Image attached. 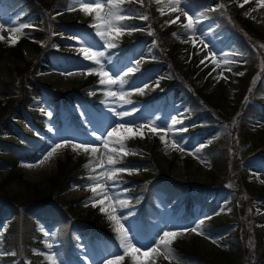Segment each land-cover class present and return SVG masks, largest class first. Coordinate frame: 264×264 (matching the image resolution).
<instances>
[{"label":"rangeland","instance_id":"obj_1","mask_svg":"<svg viewBox=\"0 0 264 264\" xmlns=\"http://www.w3.org/2000/svg\"><path fill=\"white\" fill-rule=\"evenodd\" d=\"M42 2L45 13L50 21L54 22L50 27L46 26L45 16L40 13H28L25 8L21 11L20 7L11 9L0 4V15L4 20L11 18L19 24L28 23L34 26L29 27L27 36L34 45H38V48L34 49V46L25 44L22 48L23 56L19 60L6 57L0 60V157L8 151L7 144L21 145L27 142L31 144L28 136L33 133L41 134L48 140L43 142L32 138L31 145L40 150L38 156L31 160H22L20 165L19 160L13 161L16 168L18 166L16 172L22 176L21 178L12 177L9 173L11 170L1 165L0 158V189L15 199L19 205L9 207L5 202H0L1 209H5L3 219L0 220V263L5 257L15 253L13 249L18 250V257L28 254L25 251L30 250L28 236H19L14 248H7L6 230L12 215L19 213L18 208L25 212L22 215L18 214V217L22 216L23 219V215L28 216L30 211L25 207L33 197L35 189L50 197L49 202L57 207H67L66 211L71 210L75 219L87 224L97 219L110 232L115 233L114 222L109 221L107 215L99 210L100 207H108V201L105 200L103 205L93 207L91 204L93 194L85 187L89 183L86 177L96 175L100 171L97 167L98 160H103L107 166L108 150L100 141L95 140L93 131L97 135L104 133L102 136L104 139L107 131L111 130L115 123L124 122L133 126L135 133L136 125L155 120L157 125L163 126L171 123L170 117H176L182 122L172 126L165 139L170 141L175 136L176 139L182 140L184 152L174 151L171 147L165 149L159 139L165 134L159 130L153 134L145 128L143 137L139 134L121 133L130 135L125 141L127 149L130 150L126 156L129 159L127 167L134 165L131 162L143 165L138 172L133 171L129 175L138 180L170 179L179 185L189 187L190 191L197 194H199L197 187L206 186L201 193L203 198L195 200L190 206L192 213L187 214L186 206L181 203L185 194L166 198L165 194L155 192L152 206H147L152 216L150 223L145 224L141 219L140 206L120 208L117 205L118 215L127 216V220L121 219V223L130 229V236L143 244L150 243L158 234H162L163 230L194 227L195 224L210 217H215L224 226L218 230L220 233L214 235L205 232L202 223L198 229L202 234L187 232L178 236L171 244V247L180 242L190 245L200 259L182 260L174 255L165 259L163 255L153 254L150 257H141L142 264H229V260L235 257L232 256L225 237L228 232L241 229L243 236L239 242L244 243L249 251L243 253L241 261L231 264H264V111L257 116L246 117L245 122H242L235 114L236 111L231 108L240 97L238 78L241 76L234 73L252 74L251 90L257 88L264 75V7L259 6V0H248L243 7L240 6L243 0H188L186 4L182 3L181 7L190 15L194 14V22L197 17L200 21L196 25L200 31L196 32L194 43L184 42L188 39L180 27V24L187 22L184 16H180L177 24H164L166 20L180 15L176 12L169 14L167 11L161 15L159 9L166 6L169 0H161L159 4L156 0H144L151 3L148 4L151 16L147 15L144 2L141 5L132 0L131 3L122 5L125 9L149 17L147 21L139 19L138 16L123 21L126 24L143 26L145 30L119 37L114 41L117 45L115 48L101 49L105 51L106 59L103 61L105 70L117 81L111 88L117 92H124L126 95L123 99L105 95L108 88L99 84V77L92 83L88 81L90 75L80 74L83 69L89 67L90 61L83 60V54L78 51L77 38L82 37L94 50L100 47L95 29L90 26L95 13L85 15L81 12L78 0H71L67 7L57 5L53 0ZM70 8L76 10L69 11ZM233 9L259 29L263 38L258 40L255 49L240 46L228 28L223 30L224 21L215 15ZM13 10H16V13H13ZM253 14H256V17ZM73 24L75 27L71 26ZM5 27L8 28V25ZM151 31L158 39L160 52L157 51L153 36L149 35ZM173 33L178 35L174 36ZM167 34L170 37L169 41H165L168 40ZM0 35L5 38L2 42L9 45L10 33L3 31ZM49 44L50 47H47ZM260 51L262 53H259ZM165 53L170 60L164 56ZM225 53L228 54L227 59L233 63H223ZM239 53L244 55L241 56ZM213 54L216 63H213ZM108 60L112 63H108ZM136 60L141 61L139 65H136ZM128 67L138 68V71L125 77ZM229 68L231 71L227 70ZM69 72L74 74L68 75ZM122 79L124 82L121 87ZM165 80L177 81L178 85L162 89ZM186 81L204 97L210 98L202 99L204 103L199 105L202 114L198 117L191 113L192 107L188 105L187 97L181 90V85ZM3 85L10 86L12 91L2 90ZM145 85L147 86L144 87ZM139 87L144 88L142 93L136 91ZM90 91L94 94L89 95ZM254 99L264 105V92L254 95ZM8 107L9 118L4 115ZM113 111H129L131 115L121 121L113 115ZM37 124L45 125L43 132L39 130ZM183 128L187 130L180 131ZM245 132L253 143L245 142ZM65 139L73 143L88 141L98 150L94 154H85L78 150L79 154H76L69 146L64 149V154H59L56 161L41 165L40 161L51 150V146ZM197 147H201L200 153L196 156L189 155V151H194ZM10 153L14 158L20 156L19 150L15 147ZM217 158L225 163L230 177L214 171L220 163L217 162ZM90 160L91 168L83 170L84 165ZM28 164L35 166L26 167ZM62 165L67 166L66 171L71 174L70 185L62 196L56 193L52 195L50 179ZM92 168L96 171L93 172ZM33 171L37 174L36 177L31 176ZM118 177L120 182L118 187L124 190L120 193L121 198L132 201L135 191L130 189V185L133 182L129 183L128 180L120 178V174ZM234 195L237 198L236 206L232 203ZM177 201L179 204L174 205ZM144 224L147 228L140 232ZM37 229L38 235L32 239L35 264H48L40 254L47 252L46 242L53 244V251L59 253L62 264H101L105 258L118 250L116 238L114 239L116 242L111 243L102 238L81 237V231L77 227L72 230L73 237L77 239L76 245L65 225L60 237L56 234V226L47 225L43 221H40ZM101 231L105 232L104 229ZM44 232H48L49 236L45 237ZM213 240L216 243H213ZM75 258L79 259V263ZM31 261L30 258L25 260L17 258L12 260V263L29 264ZM123 264H126V258Z\"/></svg>","mask_w":264,"mask_h":264},{"label":"snow or ice","instance_id":"obj_2","mask_svg":"<svg viewBox=\"0 0 264 264\" xmlns=\"http://www.w3.org/2000/svg\"><path fill=\"white\" fill-rule=\"evenodd\" d=\"M132 0H78L79 10L85 15H92L95 13L94 21L90 25L95 29V36L99 38L98 42L100 44L99 48L93 49L92 45L88 44L87 41L83 40L82 37L77 38V44L79 45L78 51L83 54L84 61H90L89 67L81 71V75H93L99 77V84L108 88V91L105 92V95L118 97L123 99L126 95L124 92H117L112 90L111 86L115 85L117 81L113 79V76L105 70V64L103 61L106 59L105 51L101 49H110L115 48L117 45L114 43L119 37L124 36L125 34H132L134 32L145 30L143 26H138L135 24H126L123 21L130 20L134 17H139V19L147 21L149 17L147 15H140L130 9H125L122 7L125 3H131ZM135 2L143 5L144 0H135ZM188 0H169L166 6H163L159 9L161 15H164L166 11L170 14L171 12L179 13L175 18L166 20L165 25L177 24L180 20V16L186 18V23L180 24V27L184 30V34L187 36V40L184 42H195L196 32L200 31L196 25L200 22L197 17L196 21L193 20V15H190L189 12L181 7V4H186ZM248 0H243L240 4L243 7V4L247 3ZM156 3H161V0H156ZM259 6L264 7V0H259ZM223 7V5H220ZM76 10L75 8H70L69 11ZM214 10V9H213ZM255 11V9H252ZM59 14V13H58ZM250 14V13H246ZM8 25V28L5 25ZM34 27L28 23L19 24L14 19L4 20L2 15H0V32L8 31L10 35L8 36V42L10 45H14L19 41V39L24 35L23 29ZM152 32H149V35H152ZM174 36H177V33H173ZM4 36L0 35V41L4 40ZM203 44L204 42L201 41ZM207 47V45H205ZM225 59L223 60L224 64H231L233 61L227 59L228 54L225 53ZM243 56L244 53H239ZM140 60H136V65L140 64ZM108 63H112L111 60H108ZM203 63V59L201 60ZM213 63H216L215 54H213ZM92 65H95L93 67ZM219 67V65H217ZM231 71V68L227 69ZM138 71V68L128 67L125 75ZM68 75H73L74 73H67ZM235 75L243 76V72L234 73ZM123 80H121V87L123 86ZM145 85L144 87H146ZM158 86V82H157ZM144 88L139 87L136 91L143 92ZM89 95H93L94 92H89ZM126 103H131V101H126ZM109 111H112L109 109ZM51 115V113H48ZM113 115L116 116L119 120L131 115V112H115ZM159 118L157 117V120ZM171 123L165 124L163 126L157 125L156 121H150L148 123L140 124L135 126V133L133 131V126L128 125L124 122L115 123L111 126V130L107 131L106 138L102 139L104 133L97 135L93 131L92 135L95 137L96 141H100L105 149L108 150L107 155V166L104 165L103 160L97 161V167L100 168V171L96 175H88L86 180L89 181L85 185L86 189L90 191L93 196L91 204L93 207L98 205H103L105 200L108 201V207H100V211L107 215V219L111 222H114V231L116 233V240L118 241V250L116 253L111 254L109 257L105 258L101 264H123L125 257L130 256L132 264H142L140 260L141 257H150L153 254H160L169 259L172 257L171 244L173 241L180 235L187 232H193L196 234H202L198 232L200 225L203 221L195 224L194 227L184 228L180 230H163L162 234H158L154 239L151 240L148 244L139 243L136 239L129 235L130 229L125 228L124 224L121 223V219L127 220V216L118 215V208H126L128 206V201L121 198V191H124L118 187L119 180L117 179L120 173L131 174L133 171L138 172L139 169H130L124 167H117L121 163L123 156H127L130 153V150L127 149L125 141L130 138V135L139 134L143 137L144 129L147 128L149 132L155 134L163 132L165 135L159 137L162 145L165 149L169 147L174 151L184 152L185 148L182 146L183 141L176 139L175 136L172 139L166 140L165 136L169 131H171L172 126L181 123L182 121L176 117L169 118ZM186 128L180 129V131H186ZM51 131V129H49ZM121 133H127L130 135H121ZM115 138V139H113ZM71 147L73 153L79 154L78 150H82L85 154L96 153L97 148L93 146L88 141H81L73 143L71 140L65 139L63 142H56L51 146V150L40 161V164L43 165L46 161H49L53 158L54 154L58 152L59 149H66ZM202 147V146H201ZM201 147L195 148L194 151H189V155L196 156L201 151ZM135 154V153H132ZM198 158V157H197ZM92 165L91 160L88 164H85V169L90 168ZM26 167L32 168L35 165L28 164ZM92 171L95 172L96 169L92 168ZM100 177H105L106 179L101 180ZM101 189V191H98ZM88 202L85 203L87 206ZM44 236L48 237L49 233L44 232ZM216 243L215 240L212 241ZM47 252L40 253L44 256V259L48 264H62L60 260V255L58 252L53 251L52 243H45ZM15 255V253H11Z\"/></svg>","mask_w":264,"mask_h":264},{"label":"trees","instance_id":"obj_3","mask_svg":"<svg viewBox=\"0 0 264 264\" xmlns=\"http://www.w3.org/2000/svg\"><path fill=\"white\" fill-rule=\"evenodd\" d=\"M70 1L71 0H54V3L57 5H61L62 7H67ZM0 4L6 5L7 7L11 9L20 7L21 10L25 8L30 13H40L43 16H45L47 27H50L51 24L54 23L50 21L49 16L45 13L46 11H45L42 0H0ZM148 4H151V3L144 2V5L146 6L147 15L151 16V11L149 10ZM215 15L219 16L224 21V23H222V28L223 29L228 28L231 31L232 35L237 39L238 44L242 46L243 48L250 47L251 49H255V47L258 46V40L259 41L262 40L263 37L260 34L259 29L255 28L250 23V21L243 19V17L239 15V12L235 11L234 9L224 14L221 13V15L219 13H215ZM167 37H168V40L165 39V41L170 40L169 34H167ZM171 40L173 41L172 37H171ZM25 44L34 46V49L38 48L37 47L38 45L37 46L34 45L30 41V39L26 37L25 35L20 38V40L18 41V44H14V45L9 44V45L4 46L3 42L0 41V60H2L4 57L15 60V61L19 60L23 56L22 48L23 46H25ZM159 49L160 48L157 45L158 52H160ZM259 53H262V52L260 51ZM164 56H167V59L170 60L167 53H165ZM29 68H32V66H29ZM251 76L252 74L249 73L247 75H244L238 78V81H239L238 83L240 84V94H239L240 97L238 98L236 105L231 107L233 111H236L235 114L238 116V118L242 122H245L246 117H254V116L259 115V113H263L264 111V105H262L261 101L259 100L256 101L254 99V95L264 92V75L259 85L257 86V88L254 87L252 90H251V87H253L252 86L253 84L251 83ZM88 81L95 82L96 78L93 75H90ZM176 85H178L177 81L165 80L164 86L162 84V89L163 88L167 89L168 87L176 86ZM3 87L4 88L2 90L4 91L5 90L7 92L12 91V89H10V86L8 87L7 85H3ZM11 88H14V87H11ZM181 90L184 93V95L187 97L188 105L192 107L191 113H193L194 117H198L199 115H201L202 112H201L200 106L203 102L202 99L208 100L209 97L207 96L204 97V95L201 94L200 91L195 90L189 81L188 82L186 81L184 84L181 85ZM249 93H251L250 97H249ZM207 103L208 102H205V104ZM24 106L26 105L24 104ZM9 110L10 109L8 107L7 110L5 111L6 113L4 114V115H7V118H9L8 117ZM37 139L40 141L44 140L42 138H37ZM244 140L245 142L253 143V141L251 142V138L248 137L246 132L244 133ZM6 146L9 147V150H12L13 147L18 149L20 152V156L14 158L9 151L0 157L1 162H2L1 165L3 167H11L10 174L12 177L21 178L22 176L17 174L18 171L16 168V163H14L13 161L16 162V160H19L20 162V160H31L33 157L36 156V153L38 151L35 148L29 149L24 146H14L10 144ZM23 152H25L26 154L25 155L22 154ZM216 160L217 162L220 161V163H218V167L214 169V171H217L223 174L224 176L226 175L230 177L231 174L228 173L225 163H223L220 158H217ZM128 161L129 159L126 158V156H123L121 159V163L118 164L117 167L128 168L126 165ZM131 164H134V165L129 167L130 169L142 165L138 162H131ZM66 169H68L67 166L62 165V167H60V170L56 173V175L52 176V178L50 179V182L52 184V192H50V194L54 195L56 193L58 194V196H62V194L66 193L67 188L70 185V180H71L70 178L71 174H68V171H66ZM82 169L85 170V168H82ZM120 178L128 180L127 182L129 183L133 182V184L130 185V189L135 191L134 192L135 195L133 196L132 201H128V206L133 207V206L138 205L145 212H147V208L145 207V205L146 203H152L154 192L161 191L166 194L169 193L170 195H175L178 193L185 192L187 189V187L179 185L176 182H172L170 179L156 178L155 180H152V179L146 178L143 180H138L136 178L130 177L127 173H120ZM197 189H198L199 194L195 193L194 191L189 190L183 197V201L181 203L185 204L187 208V213L192 212L190 206L194 204L195 200L199 198H203V194L201 193L203 192V190L206 189V186L197 187ZM49 198L50 197L45 196L41 191H39V189H35L33 197H31V199L29 200L30 202H28L27 206L25 205L26 206L25 208L31 212L30 214L40 215V214L49 212V209L46 208V207H49V208H52L50 213H53L56 216H60V213L58 212V210L61 208L55 205L53 207L52 204L49 202ZM0 202L1 203L5 202L6 205L9 207L18 205L15 199L9 197V195L4 193L1 189H0ZM232 203L234 206L238 205L236 196L232 199ZM175 204L177 205L179 204V202L177 201ZM74 205H77V204H74ZM18 209L22 210L21 208H18ZM64 212L67 213V211H64ZM69 212H71V210H69ZM72 215H73L72 212H71V215H68L67 213V216L71 217V220L76 222L77 228L80 229V231L86 232L88 230H92L95 234L99 236L103 235V236L114 238L111 234L108 233L107 228L104 227L99 220L94 219V220H91L92 223L87 224V223H84L82 221L75 219V217H73ZM88 219H91V218L88 217ZM21 224L24 225L25 231L20 230ZM223 226L224 224L219 222L218 219H216L215 217L205 219L203 222V230L209 233H213L214 235L217 233H220V231L218 230H220ZM71 228H72V225L70 226L68 230H70ZM101 229H104L105 232L101 231ZM34 232H35V223L34 221H32V219H30V216L23 215V219H22V216L18 217L16 213L14 220L9 223V228L7 231V234H10V236L14 238V239L6 240L8 247L14 248V243L19 236H28L29 245L31 246L33 244L32 239H33ZM18 234L20 235L18 236ZM242 236H243V233L241 229V230H232L228 232V235L225 237L229 245V250L232 252L233 254L232 256L235 257L229 260V264L241 261V259L244 256L243 253L246 251L247 252L249 251V249L245 247L244 243L239 242V239L242 238ZM171 249H172L173 255L176 258H181L182 260L200 259L196 250L190 245L184 244V242L175 244L174 246L171 247ZM25 252H27L28 254H23V256L18 257L19 252L18 250H16L15 257H11V256L5 257L0 264H14L12 263V260H14L15 258H20L22 260L33 258L31 249ZM126 264H132L130 256L126 257Z\"/></svg>","mask_w":264,"mask_h":264},{"label":"bare ground","instance_id":"obj_4","mask_svg":"<svg viewBox=\"0 0 264 264\" xmlns=\"http://www.w3.org/2000/svg\"><path fill=\"white\" fill-rule=\"evenodd\" d=\"M250 1H251V0H250ZM251 10H252V9H251ZM247 11H248V10H247ZM257 12H258V11H257ZM263 15H264V13H263ZM253 16L256 17V14H253ZM262 21H263V19H262ZM64 151H65L64 149H59V150H58V153H56V154L53 156V158H51L49 161H46L45 164H46V163H50V162H54V161H56V158L59 156V154H64V153H63ZM46 167H47V166H46ZM31 176H32V177H36V176H37V174L35 173V171L32 172Z\"/></svg>","mask_w":264,"mask_h":264}]
</instances>
